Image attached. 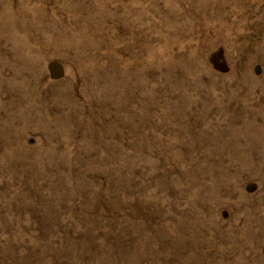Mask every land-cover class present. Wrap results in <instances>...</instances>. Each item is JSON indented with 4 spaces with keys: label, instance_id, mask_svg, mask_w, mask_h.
Masks as SVG:
<instances>
[{
    "label": "rangeland",
    "instance_id": "1",
    "mask_svg": "<svg viewBox=\"0 0 264 264\" xmlns=\"http://www.w3.org/2000/svg\"><path fill=\"white\" fill-rule=\"evenodd\" d=\"M0 264H264V0H0Z\"/></svg>",
    "mask_w": 264,
    "mask_h": 264
}]
</instances>
